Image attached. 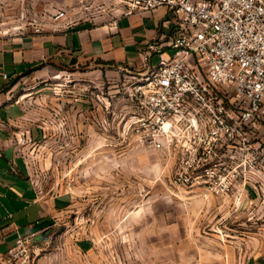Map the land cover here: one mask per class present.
<instances>
[{
	"label": "rangeland",
	"instance_id": "374dc122",
	"mask_svg": "<svg viewBox=\"0 0 264 264\" xmlns=\"http://www.w3.org/2000/svg\"><path fill=\"white\" fill-rule=\"evenodd\" d=\"M129 1L0 0V37L114 21L128 11ZM58 70V79L39 83L35 98L26 100L24 120L25 128L42 131L27 151L30 173L47 198L61 200L39 244L40 259L46 264H264L262 201L254 197L253 203L234 206L231 199L174 191L163 159L137 147L122 130L120 111L126 124L132 111L126 92L137 69L83 64ZM19 83L23 89L35 84Z\"/></svg>",
	"mask_w": 264,
	"mask_h": 264
},
{
	"label": "built area",
	"instance_id": "2783aa9c",
	"mask_svg": "<svg viewBox=\"0 0 264 264\" xmlns=\"http://www.w3.org/2000/svg\"><path fill=\"white\" fill-rule=\"evenodd\" d=\"M128 5L127 15L166 8L172 35L142 51L122 130L163 159L174 191L264 204V0ZM40 233L19 237L0 264H38Z\"/></svg>",
	"mask_w": 264,
	"mask_h": 264
},
{
	"label": "crops",
	"instance_id": "0c3cea01",
	"mask_svg": "<svg viewBox=\"0 0 264 264\" xmlns=\"http://www.w3.org/2000/svg\"><path fill=\"white\" fill-rule=\"evenodd\" d=\"M167 16L166 8L136 11L102 24L62 26L46 35L0 37V252L35 231L41 232L37 240L43 245L61 205L60 195L47 198L30 173L27 151L41 139L42 131L25 128L26 100L35 98L39 83L58 79L61 66L141 70L145 47L172 35L162 26ZM29 80L35 84L19 87V82Z\"/></svg>",
	"mask_w": 264,
	"mask_h": 264
},
{
	"label": "trees",
	"instance_id": "16d2710c",
	"mask_svg": "<svg viewBox=\"0 0 264 264\" xmlns=\"http://www.w3.org/2000/svg\"><path fill=\"white\" fill-rule=\"evenodd\" d=\"M107 65H111V63L107 64ZM37 68H41V66L37 67Z\"/></svg>",
	"mask_w": 264,
	"mask_h": 264
}]
</instances>
